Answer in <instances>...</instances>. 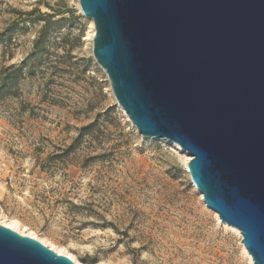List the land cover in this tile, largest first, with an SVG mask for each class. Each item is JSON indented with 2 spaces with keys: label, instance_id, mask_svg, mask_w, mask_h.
<instances>
[{
  "label": "rangeland",
  "instance_id": "obj_1",
  "mask_svg": "<svg viewBox=\"0 0 264 264\" xmlns=\"http://www.w3.org/2000/svg\"><path fill=\"white\" fill-rule=\"evenodd\" d=\"M35 10L55 17L52 56L19 75L44 26ZM10 27L0 80L19 77L0 93V218L82 264H250L193 186L188 154L142 138L117 106L78 0H0V34Z\"/></svg>",
  "mask_w": 264,
  "mask_h": 264
},
{
  "label": "water",
  "instance_id": "obj_2",
  "mask_svg": "<svg viewBox=\"0 0 264 264\" xmlns=\"http://www.w3.org/2000/svg\"><path fill=\"white\" fill-rule=\"evenodd\" d=\"M78 3L117 106L191 157L207 208L264 264V0ZM0 264L76 263L0 226Z\"/></svg>",
  "mask_w": 264,
  "mask_h": 264
},
{
  "label": "trees",
  "instance_id": "obj_3",
  "mask_svg": "<svg viewBox=\"0 0 264 264\" xmlns=\"http://www.w3.org/2000/svg\"><path fill=\"white\" fill-rule=\"evenodd\" d=\"M39 14L40 17H43L44 26L39 33L38 38L34 43L33 50L28 55V57L22 62L21 67L17 69L19 75H23L24 71H29L31 76L35 75L38 69H43V71L48 70L49 62L51 59L52 54L50 53V44H51V33L53 32L52 24H50V19H54V15H43L40 14L38 10L27 14L29 16ZM12 32V27L8 28L4 33L0 34V38L6 39L7 36ZM4 41V40H3ZM83 63L86 64L92 62L91 60H81ZM48 65V66H47ZM44 66H47L46 68ZM44 67V68H43ZM19 76L15 77L13 81L10 79L12 78L11 75H7V72H4L2 80H0V93L5 91L4 89L8 88L10 85L14 84L15 81L18 79ZM3 88V90H2Z\"/></svg>",
  "mask_w": 264,
  "mask_h": 264
},
{
  "label": "bare ground",
  "instance_id": "obj_4",
  "mask_svg": "<svg viewBox=\"0 0 264 264\" xmlns=\"http://www.w3.org/2000/svg\"><path fill=\"white\" fill-rule=\"evenodd\" d=\"M92 26H93V22H92ZM94 37V36H93ZM179 147V146H178ZM191 157L188 155V157H186L183 162L185 167L187 166V164L190 162ZM190 177V176H189ZM196 189V188H195ZM196 191L198 192V190L196 189ZM201 196L202 194L200 192H198ZM202 200H203V196H202ZM204 202V200H203ZM205 204V202H204ZM206 205V204H205ZM217 214V213H216ZM1 218H0V226L6 227L8 229H11L15 232H17L18 234L22 235V236H27L30 238H33L35 240H38L40 243H42L43 245L49 247L51 250L55 251L56 253L60 254V255H64L68 258H70L73 262H75L76 264H82L75 256H73L72 254H70L65 248H63L62 246H57L54 243L49 242L46 239H43L41 237H39L36 233H34L33 231H31L29 228H27L26 226H23L20 222L16 221V220H10L7 219L6 216H4L3 214H1ZM216 217L218 218V216L216 215ZM220 218H218L219 220ZM229 226H226V228L228 229ZM234 230L236 231V233L241 236V233L238 229L234 228ZM243 252L244 255L249 259L250 264H254L252 257L248 254L246 248L243 245Z\"/></svg>",
  "mask_w": 264,
  "mask_h": 264
}]
</instances>
